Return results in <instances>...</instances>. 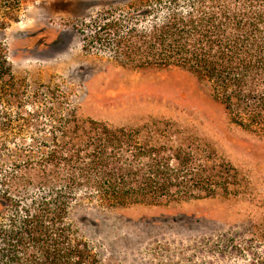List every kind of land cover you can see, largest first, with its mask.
<instances>
[{
	"label": "trees",
	"instance_id": "trees-1",
	"mask_svg": "<svg viewBox=\"0 0 264 264\" xmlns=\"http://www.w3.org/2000/svg\"><path fill=\"white\" fill-rule=\"evenodd\" d=\"M27 1L0 0V264H108L106 216L201 201L220 225L157 244L151 263L264 264V174L232 165L196 112L115 126L63 81L19 77L6 32ZM114 2L73 24L84 54L185 71L225 126L264 139V0Z\"/></svg>",
	"mask_w": 264,
	"mask_h": 264
},
{
	"label": "rangeland",
	"instance_id": "rangeland-1",
	"mask_svg": "<svg viewBox=\"0 0 264 264\" xmlns=\"http://www.w3.org/2000/svg\"><path fill=\"white\" fill-rule=\"evenodd\" d=\"M114 3L27 1L19 21L6 32L16 74L41 83L63 81L76 93L84 116L115 126L135 124L150 114L196 112L202 117L201 131L218 144L232 165L264 174V139L225 126L220 107L191 74L179 69L121 67L82 52L73 24ZM101 223L106 232L94 239L107 235L101 241L108 264H152L150 254L157 244L220 225V204L138 207L109 214Z\"/></svg>",
	"mask_w": 264,
	"mask_h": 264
}]
</instances>
